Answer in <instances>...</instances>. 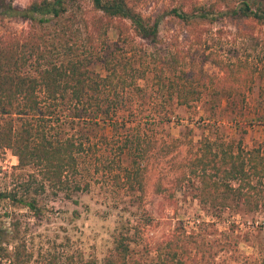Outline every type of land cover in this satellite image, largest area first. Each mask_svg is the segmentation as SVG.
Returning <instances> with one entry per match:
<instances>
[{"label": "trees", "instance_id": "16d2710c", "mask_svg": "<svg viewBox=\"0 0 264 264\" xmlns=\"http://www.w3.org/2000/svg\"><path fill=\"white\" fill-rule=\"evenodd\" d=\"M86 1L89 9H83L79 0H31L19 9L11 1L0 0L1 17L29 25L25 36L0 40V151L7 150L17 159L14 169L27 172L20 191H0V203L9 201L37 211L31 187L69 195L87 192L105 179L113 188L138 194L140 199L145 194L142 162L124 163L133 142L126 127L131 121L118 117L119 90L136 88L134 77L128 82L118 62L98 52L100 37H96L105 33L106 22L120 20L131 30L129 35L118 33L120 41L138 38L155 45L159 21H146L129 0ZM168 14L184 23L226 20L264 26V0H214L208 8H174ZM172 59L175 63L154 54L149 58L154 87L178 106L190 107L207 92L213 97L243 99L255 76L262 81L264 100V66L218 60L219 73L210 75L194 64L186 68L178 59L174 61V55ZM98 60L105 68L104 77L90 69ZM147 152L140 149L139 158L144 159ZM193 178L196 199L204 208L264 210L262 147L246 150L236 142L204 139L186 152L175 184L158 185L156 193L171 201L183 182ZM145 226L124 223L115 227L111 247L99 262L77 253L52 255L44 264H264V257L238 254L233 225L211 238L207 233L213 227L210 222L191 230L174 227L153 246L151 257L150 252L143 257L132 246L142 240ZM7 230L0 217V259L28 264L24 243L14 242L12 250L7 247L10 243L3 246Z\"/></svg>", "mask_w": 264, "mask_h": 264}, {"label": "rangeland", "instance_id": "374dc122", "mask_svg": "<svg viewBox=\"0 0 264 264\" xmlns=\"http://www.w3.org/2000/svg\"><path fill=\"white\" fill-rule=\"evenodd\" d=\"M10 1L19 9L31 2L5 0L6 3ZM129 1L146 21H159L157 44L138 38L128 39L127 43L120 41L118 33L131 34L128 23L120 20L106 22V28L102 30L105 33L96 38L100 37L98 52L106 59L118 62L125 70L128 82L134 77L136 88L127 86L119 90L121 106L118 117L131 121L126 127L133 135L129 142H133L129 144L124 163L142 162L144 196L140 199L138 194L115 189L107 179L94 184L87 192L69 195H53L49 190L41 192L37 191L38 187L36 190L31 187L37 211L9 201L0 203V217L8 229L3 246L10 243L7 247L12 250L14 242L24 243L25 254L29 255L28 264H44L52 255L72 257L77 253L99 262L111 247L115 227L124 223H147L142 240L132 247L138 255L148 257L150 252L151 257L153 246L174 227L191 230L202 222H210L213 227L207 233L211 238H218L219 233L228 232L229 226L233 225L238 254L243 258H263L264 210L241 207L214 211L204 208L196 199L198 192L194 178L184 181L171 201L156 193L158 185L175 184L186 152L204 139L236 142L246 150L264 149L262 81L255 76L243 99L234 96L227 101L207 92L190 107L178 106L175 99H169L164 91L154 87L149 58L154 54L175 63L174 55V61L178 59L186 68L194 64L210 75L219 73L215 64L218 60L226 64L245 60L249 67L261 68L264 66V26L249 21L235 23L226 20L184 23L168 14L174 8L184 11L196 6L208 8L214 0ZM79 5L89 9L86 0H79ZM28 26L18 19L0 16V40L13 35L25 36ZM90 67L94 74L106 75L99 60ZM166 73L169 76L171 72ZM225 103H229L225 122L236 127L237 137L231 138L226 134H230V129L216 126L209 120L210 115L218 112ZM145 148L147 155L140 159V149ZM16 164L17 159L9 151H0V191L21 190L27 172L14 169ZM0 264L8 262L0 259Z\"/></svg>", "mask_w": 264, "mask_h": 264}, {"label": "crops", "instance_id": "0c3cea01", "mask_svg": "<svg viewBox=\"0 0 264 264\" xmlns=\"http://www.w3.org/2000/svg\"><path fill=\"white\" fill-rule=\"evenodd\" d=\"M224 98L228 101L231 97L230 98L224 97ZM228 104L225 103V106L220 107L221 109L218 112H214L212 115H210V119L209 120L211 122H213V124H215L216 126H224V128H228V130L230 129L229 130L230 134L227 133V132H226V134H228L231 138H233V137H237L236 127H232L231 124H229L228 122L227 123L225 122L226 121L225 118H226L227 114L229 113L228 112V108L226 107V106H228ZM223 113H224V115H223ZM233 122H237V121L234 120ZM220 129L224 130L222 128H220Z\"/></svg>", "mask_w": 264, "mask_h": 264}]
</instances>
